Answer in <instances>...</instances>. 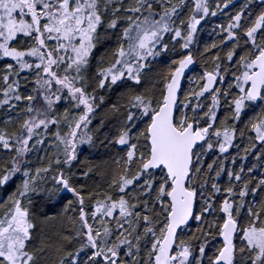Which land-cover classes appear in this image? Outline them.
Masks as SVG:
<instances>
[{
	"label": "snow or ice",
	"instance_id": "obj_1",
	"mask_svg": "<svg viewBox=\"0 0 264 264\" xmlns=\"http://www.w3.org/2000/svg\"><path fill=\"white\" fill-rule=\"evenodd\" d=\"M230 6L0 0V149L11 156L0 165V264H49L50 252L55 264H264V176L225 166L237 135L264 162V0ZM218 12L228 23L211 68L184 91L200 27ZM157 62L167 67L148 94L140 87ZM119 89L120 119L104 134L93 119ZM98 143L119 153L103 190L89 186L91 168L74 170ZM37 205L62 208L71 231L37 237Z\"/></svg>",
	"mask_w": 264,
	"mask_h": 264
},
{
	"label": "trees",
	"instance_id": "obj_2",
	"mask_svg": "<svg viewBox=\"0 0 264 264\" xmlns=\"http://www.w3.org/2000/svg\"><path fill=\"white\" fill-rule=\"evenodd\" d=\"M246 0H234V7L230 6V11L235 13L239 10L240 7ZM228 23V15L226 13H219L215 17H208L205 22L202 23L200 30L197 34L196 40L197 43L194 46V55L197 60L195 65V72H188L183 84V90L188 91L189 89H194L198 86L201 81L199 80L200 74L205 70V68H211V57L214 52L218 51L217 49H212L211 45L213 42L219 41V29L218 25ZM206 46L208 50H206ZM104 51V47H101V52ZM222 54V53H221ZM207 57L208 59H205ZM169 57L165 56L163 59H168ZM155 71L149 73L142 81L140 87L141 91H145L148 94H151L156 90L157 82L159 80V73L164 71L167 67L166 64L162 62H157L155 65ZM230 79V78H229ZM196 81V84L194 83ZM223 87V85H220ZM124 89L113 90L111 92L103 93L105 95V104L101 106L98 110L97 115L93 119V125H98L99 122L103 121V127L100 131L104 134H107L114 130L118 120L120 119L119 115L111 109L113 103H120L124 99ZM227 113V109L220 107L217 111L218 120H223ZM261 114V110L256 108L255 111L252 109L248 110V116L245 117V122ZM2 118V117H0ZM242 126V125H241ZM2 127V125H0ZM236 146L232 147L229 150V153L225 154V166L228 169H234L239 171V167L243 165L245 169L248 166L255 165V171L251 175L258 179L261 176H264V166H261V161L255 159V155L251 153H245L244 149L248 147L249 141L247 136L243 139L237 135ZM40 156H43L44 153H40ZM218 153H208L207 162H211L216 159ZM247 155V159H242ZM119 158V153L115 148H106L104 144L98 143L93 148H88L85 146L80 153L79 160L77 162V167L74 169L77 172H83L91 168V172L88 177V184L92 188H99L101 190L105 189L107 183L110 181L113 171L116 169L117 165L114 163L115 159ZM236 160V164H232V159ZM11 156L5 155L4 151L0 149V165L4 164L7 161H10ZM33 164L41 166V164H47V160L42 162L37 158L36 155L32 156ZM248 176L247 171L243 174ZM18 183V181H17ZM222 186L227 184L226 176H222L221 179ZM15 185H10L9 188H14ZM5 197L3 190H0V199ZM35 220H36V236L39 238L51 237L52 241L57 239L58 234L63 232L71 231V224L68 220V217L63 214L62 208L59 206L53 208L50 205H37L34 209ZM69 216L71 213L68 214ZM47 217V218H45ZM195 223L192 224L193 231L195 230ZM39 242V241H37ZM57 255L50 252L49 264H55Z\"/></svg>",
	"mask_w": 264,
	"mask_h": 264
},
{
	"label": "water",
	"instance_id": "obj_3",
	"mask_svg": "<svg viewBox=\"0 0 264 264\" xmlns=\"http://www.w3.org/2000/svg\"><path fill=\"white\" fill-rule=\"evenodd\" d=\"M187 75V74H186ZM185 80V79H184ZM184 80H183V82H182V86H183V84H184Z\"/></svg>",
	"mask_w": 264,
	"mask_h": 264
},
{
	"label": "rangeland",
	"instance_id": "obj_4",
	"mask_svg": "<svg viewBox=\"0 0 264 264\" xmlns=\"http://www.w3.org/2000/svg\"><path fill=\"white\" fill-rule=\"evenodd\" d=\"M194 83L196 84V81Z\"/></svg>",
	"mask_w": 264,
	"mask_h": 264
}]
</instances>
